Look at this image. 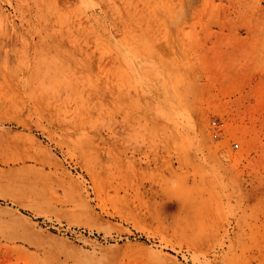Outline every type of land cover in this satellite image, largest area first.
<instances>
[{
    "label": "rangeland",
    "instance_id": "rangeland-1",
    "mask_svg": "<svg viewBox=\"0 0 264 264\" xmlns=\"http://www.w3.org/2000/svg\"><path fill=\"white\" fill-rule=\"evenodd\" d=\"M130 246L264 264V0H0L1 264Z\"/></svg>",
    "mask_w": 264,
    "mask_h": 264
},
{
    "label": "bare ground",
    "instance_id": "bare-ground-1",
    "mask_svg": "<svg viewBox=\"0 0 264 264\" xmlns=\"http://www.w3.org/2000/svg\"><path fill=\"white\" fill-rule=\"evenodd\" d=\"M118 44H119V42H118ZM229 108H227V109H229ZM230 111H232V110H230ZM129 248L131 250L130 253H128L125 257H123L117 261L116 260L112 261L110 264H163L164 263V259H165L164 257L165 256L158 250L151 249L148 247H142V246H130ZM7 259L0 261V264L2 262H5ZM20 260L24 263H28V262L32 261V259L29 256H24Z\"/></svg>",
    "mask_w": 264,
    "mask_h": 264
},
{
    "label": "built area",
    "instance_id": "built-area-1",
    "mask_svg": "<svg viewBox=\"0 0 264 264\" xmlns=\"http://www.w3.org/2000/svg\"><path fill=\"white\" fill-rule=\"evenodd\" d=\"M234 148H237V144L236 143H234Z\"/></svg>",
    "mask_w": 264,
    "mask_h": 264
}]
</instances>
